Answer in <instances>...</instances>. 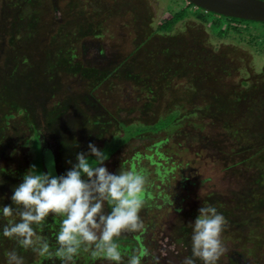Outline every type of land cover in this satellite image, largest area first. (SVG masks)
<instances>
[{
  "label": "rangeland",
  "instance_id": "rangeland-1",
  "mask_svg": "<svg viewBox=\"0 0 264 264\" xmlns=\"http://www.w3.org/2000/svg\"><path fill=\"white\" fill-rule=\"evenodd\" d=\"M188 2L0 0V207L14 209L12 217L0 215V233L10 219L20 220L23 206L11 196L32 165L53 175L56 166L57 176L64 175L78 153L92 155L90 141L111 148L125 127L177 111L169 127L108 153L104 166L119 174L129 158L149 160L140 150L169 136L170 153L155 154L170 166H199V178L185 189L183 215L176 212L166 224L162 264H182L185 257L202 264L191 252V224L202 205L226 218L218 264H264V43L255 37L262 27L251 21L241 34L220 35L213 18L226 15L208 11L206 21L190 14L172 32H157L182 6L206 13ZM43 18L55 22L52 29L40 31ZM36 140L48 146L46 157ZM181 173L192 176L185 168ZM103 211L109 213L107 201ZM62 219L49 214L33 223L28 248L0 235V264L13 249L24 264H80L94 245L82 243L69 259L56 239ZM98 256L105 262L96 264L110 261Z\"/></svg>",
  "mask_w": 264,
  "mask_h": 264
},
{
  "label": "clouds",
  "instance_id": "clouds-1",
  "mask_svg": "<svg viewBox=\"0 0 264 264\" xmlns=\"http://www.w3.org/2000/svg\"><path fill=\"white\" fill-rule=\"evenodd\" d=\"M88 148L95 160L90 161L85 154L78 153V163L64 175L37 173L32 165L11 196L15 205L23 206L20 220L10 219L0 235L17 239L23 248L31 247L34 244L33 223L39 224L49 214H55L63 217L56 239L69 259L84 243L94 245L95 254L119 264L122 253L114 237L124 230L145 231L140 215L144 206L145 177L131 168H124L119 174L110 172L103 164L109 154L91 141ZM105 201L111 205L108 214L103 211ZM13 212L10 205L0 207V215L4 217H12ZM225 224V216L215 206L199 207L191 224V252L202 264H218L225 252L221 240ZM47 249L45 243L39 252ZM5 257L6 264H24V257L15 249L7 251ZM146 257L147 264H160V256L147 246L133 250L128 264H145ZM182 264H196V261L185 257Z\"/></svg>",
  "mask_w": 264,
  "mask_h": 264
},
{
  "label": "trees",
  "instance_id": "trees-1",
  "mask_svg": "<svg viewBox=\"0 0 264 264\" xmlns=\"http://www.w3.org/2000/svg\"><path fill=\"white\" fill-rule=\"evenodd\" d=\"M188 3L196 6L191 1H189ZM196 10L197 9H195L194 11H190L189 8H185L182 6L180 10L175 11L174 13H171L170 17L164 18L163 21L160 22V24L157 27V32H161V33L172 32L174 25L178 21L184 19L190 14L195 15L196 17L202 19L203 21H206L205 18L209 16L207 15V13H209L208 10L205 9L206 13H203L200 11L197 12ZM44 16L45 18L48 17V15L47 16L44 15ZM54 18H55V15H54ZM223 18H225V21H222V18H217V19L213 18L215 20V26L218 27L219 29L220 35H226L229 33L241 34L243 31H246L250 29V27H253L251 25L252 23L251 21L253 22L256 21L261 24L262 28L255 27L259 34V36H255V37L256 39H262V42L264 43V21L245 19V18L234 17V16H224ZM52 20L53 19H51V21ZM54 23L55 22L46 23L43 26L44 28H41L42 32L45 28L47 30H49V28L52 29V27L54 26ZM221 24H224L225 26L221 28L222 26ZM241 24H243L244 26ZM253 40L256 42L255 38ZM117 68L119 67H116L114 69L116 70ZM115 70L110 71V73L111 72L113 73ZM176 114H177V111H173L165 116H161L154 123L152 122L140 123V124H133V126L130 125L128 127H125L124 129L127 132L124 134L118 135L117 136L118 138L116 137L117 140L113 141L112 144L109 145L111 148L105 147L106 149H103V151L105 150V152L112 154L117 148H119L124 143L128 142L129 139L134 138L137 135H140L146 132H158L164 128L169 127V125L172 123L173 119L175 118ZM181 134H178L177 136H175V138L176 137H178V139L181 138L182 137ZM168 141H169V136H166L158 140L156 144L151 145L149 147L147 146V150H149V152L146 150H140L143 152H147V154L151 156L149 160L148 159L137 160L134 157H132V158H129L128 162L125 165L127 166V168L134 169L145 177L148 175L149 180H147L145 183L144 193H143L144 206L141 209V213H140L141 218L145 224V231L141 233L139 231L133 232V231L128 230V232L123 231L120 234V236L114 237V242L117 243L122 253V260L119 262V264H128L129 259H130V254L133 252V250L138 249L142 246H147L152 252H154L155 254L159 256L162 255L158 250L160 249L162 240L165 237L166 238L168 237L167 234L165 233L166 224H168L170 220L174 218V215L176 212L179 213L178 215H183V212H184L183 210L185 206L187 205L186 202L188 201V195L185 193V189L189 190V187H188L189 183L194 184L193 179L198 180L199 178V175H198L199 166L198 167L191 166L188 161H186L185 166L183 167H179L181 163L177 164V162L176 164L173 162L172 166H170L168 165V161L167 159H165V157L160 156V154L158 155L155 154L157 151L159 152L162 150L164 152H169L170 147L172 146L171 145L165 146V144L168 143ZM36 147L38 148V151L40 153L44 152V157H45V155L47 154V151H46L47 149L45 150V148H48V146H45V148H43L42 142L40 143L39 140L38 141L36 140ZM154 154H155V157H153ZM166 155H168V153H166ZM87 157H89L90 161H92L91 159L93 157L95 160L94 155H89ZM180 161L183 162L184 160L181 159ZM45 162L46 161H44V163ZM177 168H180V170L177 171ZM182 168H185L186 174L188 170L191 171L192 173V170L190 169H196V171L192 173V176L187 177L185 174L181 173ZM48 172L49 170L45 172L43 171V169L40 171L39 170L37 171V173H48ZM55 173L56 171L54 169V175L57 174ZM176 174H178L180 178L179 180H176L173 183V179L176 178ZM153 175H155V177ZM156 180H158V182H156ZM169 184H171V186H169ZM170 189L173 190V192H170L169 191ZM159 192H162V193H159ZM159 199H161V202L158 201ZM172 201L176 203H171ZM177 203H179V205H177ZM108 210L109 212L111 211L110 204H108ZM96 251L97 250L95 249V246H92L91 252L89 254H85L80 264H96V262L99 260L103 261L97 254H95ZM147 259L148 258L146 257L145 264H147ZM49 260L50 258H48L47 262H49ZM164 260H166V258H164ZM164 260L160 258V264H162L163 262L161 261H164ZM103 262H105V260ZM107 264H117V262L108 261Z\"/></svg>",
  "mask_w": 264,
  "mask_h": 264
},
{
  "label": "water",
  "instance_id": "water-1",
  "mask_svg": "<svg viewBox=\"0 0 264 264\" xmlns=\"http://www.w3.org/2000/svg\"><path fill=\"white\" fill-rule=\"evenodd\" d=\"M190 1L195 5L202 7L208 11H213L226 16H234L245 19L264 21V0H190ZM50 157L53 160V155H50Z\"/></svg>",
  "mask_w": 264,
  "mask_h": 264
},
{
  "label": "flooded vegetation",
  "instance_id": "flooded-vegetation-1",
  "mask_svg": "<svg viewBox=\"0 0 264 264\" xmlns=\"http://www.w3.org/2000/svg\"><path fill=\"white\" fill-rule=\"evenodd\" d=\"M39 22H40V31H41V28H44L43 26L46 24V23H44L45 22V18H43L42 20L40 19L39 20ZM48 152V151H47ZM47 155H45V157H46ZM55 171H56V166H55ZM56 176H57V174H56Z\"/></svg>",
  "mask_w": 264,
  "mask_h": 264
}]
</instances>
